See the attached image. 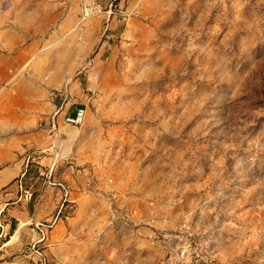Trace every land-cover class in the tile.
Segmentation results:
<instances>
[{"label":"rangeland","instance_id":"374dc122","mask_svg":"<svg viewBox=\"0 0 264 264\" xmlns=\"http://www.w3.org/2000/svg\"><path fill=\"white\" fill-rule=\"evenodd\" d=\"M80 2L0 0V98L86 110L50 263L264 264V0Z\"/></svg>","mask_w":264,"mask_h":264},{"label":"crops","instance_id":"0c3cea01","mask_svg":"<svg viewBox=\"0 0 264 264\" xmlns=\"http://www.w3.org/2000/svg\"><path fill=\"white\" fill-rule=\"evenodd\" d=\"M4 75L5 70L2 69L0 77L4 78ZM16 84L15 89L18 91L19 82L17 88ZM21 103L19 96L15 99L8 96L0 98V210L4 212L1 218L3 234L0 236V259L7 258L24 246L35 235L30 225L35 221L49 219L58 206L60 191L48 186L38 175V170L51 166L54 169L58 163L52 172L54 181L64 182L68 186L66 181L74 178L71 175L73 172H62L58 167L63 164V153H69L73 146L75 132L74 127L63 125L62 115L73 114L78 107L73 108L68 103H46L55 109L62 107L61 113L55 117L58 125L55 138L49 125L51 118L45 123L48 126H37L36 108L24 110ZM31 151L34 160L25 164L26 155ZM17 179H21L24 189L33 193L27 203L18 200L21 190L15 184ZM70 201L73 202L71 198Z\"/></svg>","mask_w":264,"mask_h":264},{"label":"built area","instance_id":"2783aa9c","mask_svg":"<svg viewBox=\"0 0 264 264\" xmlns=\"http://www.w3.org/2000/svg\"><path fill=\"white\" fill-rule=\"evenodd\" d=\"M114 2L116 0H113ZM113 1H111L108 5V11H106V7L103 8L100 4L96 3L93 0H81L80 2V20L87 21L93 17L107 15L109 18L110 15L113 14L112 7ZM11 73V70L9 71ZM22 69L18 72L20 74ZM14 74L10 76L7 80L3 82L0 86V95L7 92V94L15 93V84L17 83V75ZM66 94H60V97L65 96ZM66 96L63 98L62 105H65ZM62 107H58L55 109V112L51 119L49 120V125L51 129V133L55 135L57 133V122L55 120L56 115L61 113ZM86 110L82 107L76 108L73 114H63L62 115V123L67 126H71L74 128L80 127L85 120ZM33 152H29L26 155L25 163L29 164L30 161L34 160ZM58 155H55L57 158ZM53 166L47 168H40L38 170V175L42 177L45 183L52 187L56 188L60 191L61 197L58 202V206L54 212V214L47 220L35 221L30 227L33 235L29 241L22 246L17 252L9 255L7 258L0 259V264H51L50 258L47 253L49 236L54 227H56L63 220L68 219L67 209L69 208L71 201V190L70 188L61 181H54L52 179ZM112 180H108V183H111ZM15 184L19 190H21V194L19 195L18 200L21 202H29L32 199L33 193L29 189H24L22 186L21 179H17ZM0 210V236L3 234V223L1 221L2 212ZM24 260L27 262L24 263Z\"/></svg>","mask_w":264,"mask_h":264}]
</instances>
